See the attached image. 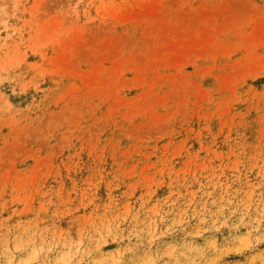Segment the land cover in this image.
Returning <instances> with one entry per match:
<instances>
[{
  "label": "rangeland",
  "instance_id": "rangeland-1",
  "mask_svg": "<svg viewBox=\"0 0 264 264\" xmlns=\"http://www.w3.org/2000/svg\"><path fill=\"white\" fill-rule=\"evenodd\" d=\"M0 264H264V0H0Z\"/></svg>",
  "mask_w": 264,
  "mask_h": 264
}]
</instances>
